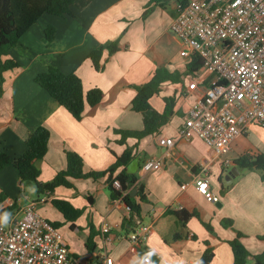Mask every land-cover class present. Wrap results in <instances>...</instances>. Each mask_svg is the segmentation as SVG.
<instances>
[{
    "label": "crops",
    "instance_id": "0c3cea01",
    "mask_svg": "<svg viewBox=\"0 0 264 264\" xmlns=\"http://www.w3.org/2000/svg\"><path fill=\"white\" fill-rule=\"evenodd\" d=\"M179 1L75 0L73 14H43L5 56L16 60L19 66L4 72L0 148L13 157L20 155L27 136L43 125L49 129L50 137L46 154L37 161L42 182L66 168L67 149L81 154L85 172L112 165L126 146L137 141L129 137L126 143H118L120 134L115 129L143 128L142 114L132 108L137 92L134 85L148 81L158 67L170 71L185 68L188 59L182 55L183 43L170 29ZM42 20L57 26L56 42L62 39L66 43L62 51L51 48L40 52L24 43V38ZM116 38L121 49L111 55L105 50L103 68L96 70L88 57L90 51ZM49 66L78 74L85 92L100 88L104 93L102 100L94 106L86 105L82 118L77 120L34 80L37 73ZM213 81V75L201 68L180 82H165L162 90L151 97V104L159 111L165 108L164 97L174 95L176 103L169 121L138 143L136 174L148 196L147 201L140 202V213L122 200L110 197L107 175L97 179L75 178L73 187L58 186L53 192L38 195L34 187L22 185L16 168L8 165L0 170V195L21 197L19 206L34 201L38 213L52 222L66 220L52 204V198L67 199L82 208L83 213L74 221L76 227L72 229V222L68 221L70 231L63 230V237L72 253L84 261L92 262L103 244L100 231L103 221L119 224L111 230V241L106 243L114 264H146L145 256H150L155 264L199 262L208 246L214 251L209 264H233L228 240L236 236V231L244 233L241 240L252 254L263 252L264 181L258 172L239 168L231 183L224 179V184L230 187L221 194L219 176L229 171L240 155L264 151V127L251 123L247 132L233 139L224 155H218L198 136L190 139L178 136L188 110L204 96ZM159 136L174 137V145H160ZM151 157L160 158L162 165L142 172L141 165ZM224 159L230 164H224ZM204 168L208 170L210 191L218 197L217 201L208 200L196 188V177ZM132 192L133 189L130 195L134 196L136 191ZM134 199L139 201L138 196ZM180 209L196 210L198 216L183 223L175 213ZM226 218L232 220V226L221 223ZM202 221L212 228L208 229ZM139 224L150 225L152 231L145 240L133 242L129 236ZM91 231H95L93 251L86 247ZM249 259L252 263V258Z\"/></svg>",
    "mask_w": 264,
    "mask_h": 264
},
{
    "label": "built area",
    "instance_id": "2783aa9c",
    "mask_svg": "<svg viewBox=\"0 0 264 264\" xmlns=\"http://www.w3.org/2000/svg\"><path fill=\"white\" fill-rule=\"evenodd\" d=\"M176 10L170 29L183 43L182 55L189 59L192 53H199L202 68L214 77L204 96L188 110L178 136H198L224 155L251 123L264 127V0H181ZM158 143L172 147L175 138L159 136ZM223 163L229 165L230 161L224 159ZM161 165L160 158L151 157L143 162L141 171ZM195 183L208 200H218L210 191L207 168ZM113 184L121 186L117 179ZM20 199L0 201V264H114L106 243L118 223L103 221V244L92 262L84 261L72 253L59 228L38 213L34 201L19 206ZM151 231L150 225L139 224L129 237L141 242ZM143 261L155 264L150 256Z\"/></svg>",
    "mask_w": 264,
    "mask_h": 264
},
{
    "label": "trees",
    "instance_id": "16d2710c",
    "mask_svg": "<svg viewBox=\"0 0 264 264\" xmlns=\"http://www.w3.org/2000/svg\"><path fill=\"white\" fill-rule=\"evenodd\" d=\"M75 0H0V93L4 81V72L19 66V63L11 58H5L9 50L16 46L22 37L43 14H52L56 16H65L73 14L72 4ZM157 0H151V2ZM46 40L52 41L55 38L56 28L49 25L46 29ZM119 38L109 40L99 44L92 49L88 55L93 67L96 70L103 68V56L105 50L109 55L120 50ZM203 67V60L199 53L194 52L187 60L184 70L170 71L167 67H158L152 77L141 84H135L136 95L132 99V108L142 114L143 128L139 130L115 129L120 134L118 143H126L127 138H136V143L132 146H126L123 152L116 158L115 162L108 168L100 171L83 170L84 160L81 154L73 150H66L67 166L65 169L57 171L55 176L46 182L39 179L40 169L37 161L42 159L47 152L50 131L47 127L39 125L32 131L25 140V150L20 155L13 157L9 152L0 148V170L8 165H13L20 181L30 187L35 188L38 195L50 193L58 186L73 187L72 179L75 178H99L107 175V185L110 197L113 200H122L131 210L140 213L141 201H147L148 196L144 191V185L138 181L136 173L129 174L126 171L129 162L136 156L139 140L154 134L163 127L174 113L176 97L174 95L164 97L165 108L163 111L156 109L150 102L153 95L158 94L165 82H180L186 75L195 74ZM34 80L42 86L48 94L57 101V103L68 110L74 118L80 120L83 116L86 105L94 106L103 98V91L94 87L87 92L84 91L83 83L78 74L75 72H65L56 66H49L46 70L36 74ZM238 168L248 171H256L264 181V151L257 153H244L235 158L232 162ZM119 167L122 170L115 174ZM228 169L220 174L219 180L222 182L221 194L230 187L224 184L225 173ZM117 179L121 186L117 188L113 181ZM132 189H136V194L131 196ZM135 196L139 197L136 201ZM4 194L0 195V201ZM52 204L63 214L67 221H71L70 227L74 229V221L83 213V209L74 206L70 201L63 198H52ZM181 222H185L191 216H198V211H187L180 209L175 212ZM203 224L211 229V225L205 221ZM221 223L225 226H232L230 218L223 219ZM56 227L61 225L60 222H53ZM244 233L236 231V236L230 240L233 252V264H264V251L252 254L241 238ZM95 231H91L86 247L89 251L95 249ZM214 256L213 248L208 246L200 261L202 264H209ZM249 257L252 258L250 263Z\"/></svg>",
    "mask_w": 264,
    "mask_h": 264
},
{
    "label": "rangeland",
    "instance_id": "374dc122",
    "mask_svg": "<svg viewBox=\"0 0 264 264\" xmlns=\"http://www.w3.org/2000/svg\"><path fill=\"white\" fill-rule=\"evenodd\" d=\"M39 23L40 24H37L38 26H35L36 30H33V32H30V34L24 38V43L29 44L33 50H36V48H38L40 52H45L46 50H49L51 48L62 51L65 48L64 44H66L64 40L61 39L58 42H56L55 38L52 41L46 40V33H47L46 29L48 28L49 25H53V26L55 25L51 23H47L46 20H42ZM75 27H77V25H75ZM55 28H56V32H55V36H56L58 29H57V26H55ZM48 205L52 207L55 211H57L54 208V206H51L52 205L51 202H48ZM59 230L62 234H63V230L70 231L68 227V221L63 219Z\"/></svg>",
    "mask_w": 264,
    "mask_h": 264
},
{
    "label": "water",
    "instance_id": "95a60500",
    "mask_svg": "<svg viewBox=\"0 0 264 264\" xmlns=\"http://www.w3.org/2000/svg\"><path fill=\"white\" fill-rule=\"evenodd\" d=\"M139 168V158L135 156L127 165L126 171L129 174L136 173ZM239 174V168L237 165L232 164L231 169L225 174V180L227 183H231L236 175ZM136 189H133V192H135ZM132 192V193H133ZM133 195V194H131Z\"/></svg>",
    "mask_w": 264,
    "mask_h": 264
}]
</instances>
